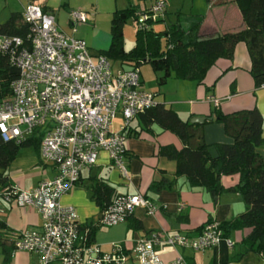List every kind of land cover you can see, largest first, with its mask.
Here are the masks:
<instances>
[{
	"label": "built area",
	"instance_id": "1",
	"mask_svg": "<svg viewBox=\"0 0 264 264\" xmlns=\"http://www.w3.org/2000/svg\"><path fill=\"white\" fill-rule=\"evenodd\" d=\"M165 0H155L136 12L137 25L163 16ZM28 24L25 38L0 32V52L7 54L18 69L10 84L11 95L0 101V136L17 143L41 132L40 155L52 164L54 175L43 177L30 189L5 187L0 196L8 203L34 208L40 217L38 228L20 231L13 252L24 250L39 257V264H182L181 256L164 262L158 247L205 250L224 239L218 221L206 222L199 234L153 231L139 238L133 247L113 243L103 250L89 243L87 228L76 208L61 202L80 181L81 172L96 164L101 151L120 175L129 180L125 162L127 130L131 120L155 105L156 93L143 89L139 67H114L106 55L92 53L85 41L64 32L55 15L35 2L23 8ZM75 27L87 21L81 9L68 11ZM218 105V99L209 97ZM122 119L114 130L117 116ZM137 207L152 214L156 205L140 193L116 194L101 212L98 223L112 226L126 220Z\"/></svg>",
	"mask_w": 264,
	"mask_h": 264
},
{
	"label": "crops",
	"instance_id": "2",
	"mask_svg": "<svg viewBox=\"0 0 264 264\" xmlns=\"http://www.w3.org/2000/svg\"><path fill=\"white\" fill-rule=\"evenodd\" d=\"M35 2L53 15H55V10L59 12L60 6L70 10L76 5L74 0H59L58 3L57 0H35ZM129 2L139 3L137 0H128ZM28 3L29 0H0V24L6 22L12 14L22 13ZM196 4L198 11L194 9ZM142 5L148 6L149 4L143 1ZM200 8L204 9L199 11ZM165 9V16L162 20L165 27L174 23L186 26L189 15H203L199 29L201 36L238 31L244 28L242 15L235 0H204V2L203 0L198 2L197 0H167ZM249 69L250 60L246 45L239 42L234 49L233 58L217 59L208 70L203 84L188 80L193 84L185 85L181 91L184 92L186 88L190 98L186 100L169 99L171 101L168 103L182 119H190L193 116L208 117L214 108L228 113L257 107L263 117L262 136L264 137V86L258 88L254 86ZM140 79L143 89H146L141 70ZM209 97L218 99V105H215ZM156 101L166 104L165 97H157ZM130 124L138 125L137 118H133ZM203 134L208 144V151L212 156L217 154L216 143L232 141L224 132L223 125L213 120L204 123ZM166 144H172L177 149L182 146L179 138L170 131H163L159 134L149 131H140L138 134L127 132L125 162L130 176L129 180H125L119 172H116L107 154L101 151L96 164L83 169L79 183L69 193L62 196L61 202L73 205L79 219L84 223L93 220L98 214V207L89 198L88 191H85L87 186L84 185V179L88 178L92 182V176L105 179L114 188L116 194L140 193L156 205L157 209L152 214H148L142 207H137L126 220L112 226H100L94 242L99 244L103 250H109L113 243L118 242L131 248L139 238L146 237L153 231L180 232L195 236L200 232L198 229L208 220L222 222L244 211L245 204L239 193L226 191L214 199L203 188H191L184 177H178L175 186L171 188L150 189L149 186L153 180L162 177L173 178L176 162L173 159L158 156L156 153L159 145ZM257 150L264 162V147L259 146ZM107 167L108 170L115 171L114 178L113 175L107 173ZM104 168L105 170H102ZM94 169L100 171V174H93ZM6 173L13 186L30 189L35 187L43 177H52L54 170L51 163L41 158L40 149L38 151L27 145L18 150ZM238 178L237 174L224 175L221 182L228 187L236 184ZM3 189L4 187L0 185V193ZM0 220L5 222L8 229L5 234L6 238H4L6 242H13L20 231L38 228L40 223L39 214L34 208L8 203L1 196ZM248 233L249 228L231 230L227 234V237L233 241L231 247L222 239L215 246L203 251L160 246L157 248L158 254L164 262L181 256L182 264L192 262L195 264H264V254L248 249L243 241ZM3 259L4 254L0 253V264H39L38 255L24 250L12 251L8 262ZM52 264L60 263L55 261ZM127 264L138 263L131 257Z\"/></svg>",
	"mask_w": 264,
	"mask_h": 264
},
{
	"label": "trees",
	"instance_id": "3",
	"mask_svg": "<svg viewBox=\"0 0 264 264\" xmlns=\"http://www.w3.org/2000/svg\"><path fill=\"white\" fill-rule=\"evenodd\" d=\"M165 1L167 3V0ZM235 2L244 22V28L238 31L201 36L199 29L203 15L200 14L189 15L186 26L174 23L156 30L153 24L164 19L165 9L163 16L148 22L147 28L137 27L135 44L132 48L126 49L123 44L124 23L129 15H133L137 22L136 12L141 8L139 3L129 2L127 6L112 11L110 45L100 53L111 61H119L122 66L127 67H140L142 62H149L155 72H161L157 79L159 85L164 84L171 75L177 79L203 84L208 70L216 60L221 57L232 59L236 45L243 42L250 60L249 72L254 86L256 88L264 86V0ZM28 28L22 13H14L6 22L0 24L1 33L23 38L26 37ZM17 76L16 66L10 62L7 54L0 52V101L11 95L10 84ZM136 118L138 125L129 124L128 133L149 131L159 134L170 131L182 144L179 149L172 144L158 146L157 155L173 159L176 168L173 178L162 177L153 180L149 188L152 190L171 188L175 186L178 177H184L191 188H203L214 199L226 191L239 193L245 204L244 211L229 220L219 222L220 227L226 237L231 230L249 228V233L243 238L247 248L264 254V162L257 150L259 146L264 147V137L263 117L258 108L228 113L214 108L203 123H198L182 119L172 107L156 101L154 106L140 112ZM211 120L221 123L224 132L232 139L229 143H216L217 154L214 156L209 153L203 134L204 123ZM40 141L39 129H35L32 137L19 143L14 140H3L0 136L2 187L13 186L6 170L18 150L28 145L39 151ZM235 174L239 177L236 184L228 187L222 184V176ZM87 191L89 198L98 207V218L96 221L90 220L85 223L84 228L88 230V242L95 243L96 232L101 226L98 223L99 216L116 193L105 179L97 176H92V183L87 187ZM202 227L198 230L201 231ZM6 231L8 229L5 222L0 220V253L4 254L3 261L8 262L13 251V242L5 241Z\"/></svg>",
	"mask_w": 264,
	"mask_h": 264
},
{
	"label": "rangeland",
	"instance_id": "4",
	"mask_svg": "<svg viewBox=\"0 0 264 264\" xmlns=\"http://www.w3.org/2000/svg\"><path fill=\"white\" fill-rule=\"evenodd\" d=\"M59 0H57L58 3ZM68 1V0H65ZM76 5L72 6V9H81L87 12L88 18L84 23H80L75 27L69 23L68 10L65 7L60 6L59 12L55 10L56 20L58 26L67 34L73 35L85 41L88 48L94 53H100L101 51L107 49L110 45L111 34H110V20L112 17V11L116 8H123L128 5V0H74ZM147 4L154 2V0H144ZM199 0H197L198 2ZM202 1V0H201ZM141 6H143V0L138 1ZM204 2V0H203ZM195 11H198V5H194ZM204 8H200L202 11ZM154 29L159 30L164 28V22L158 21L153 24ZM138 25L133 17L129 15L123 26V44L126 49H130L135 44V31ZM114 67H119L121 64L119 61L113 62ZM141 77L144 80V85L146 89L154 91L157 93L158 98L165 97L166 105L171 106L168 102L169 99H181L186 100L190 98L189 92L184 88V92L181 91L185 85L193 84L192 81L181 80L169 76L164 84H158V76L161 72H155L149 62H142L140 64ZM184 84V86H183ZM156 97V98H157ZM162 101V100H161ZM122 124V119L118 115L113 122L114 130H119V126ZM86 169V168H85ZM116 172L118 170L114 168ZM102 170H105L102 169ZM107 173L110 175H115L113 169L106 168ZM93 174H100V171L94 169ZM113 175V178H114ZM123 178V177H122ZM84 185L89 187L91 181L88 178L84 179ZM84 186V188H85ZM86 187V188H87ZM87 192V189H85ZM64 203V202H63ZM68 204V203H64ZM98 218L97 214L94 216L93 220L96 221Z\"/></svg>",
	"mask_w": 264,
	"mask_h": 264
},
{
	"label": "water",
	"instance_id": "5",
	"mask_svg": "<svg viewBox=\"0 0 264 264\" xmlns=\"http://www.w3.org/2000/svg\"><path fill=\"white\" fill-rule=\"evenodd\" d=\"M207 117L205 116H193L190 118V122H198V123H203Z\"/></svg>",
	"mask_w": 264,
	"mask_h": 264
}]
</instances>
